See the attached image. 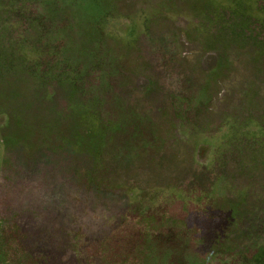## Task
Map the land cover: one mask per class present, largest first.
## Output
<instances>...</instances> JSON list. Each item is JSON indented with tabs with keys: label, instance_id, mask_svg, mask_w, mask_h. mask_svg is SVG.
Here are the masks:
<instances>
[{
	"label": "rangeland",
	"instance_id": "374dc122",
	"mask_svg": "<svg viewBox=\"0 0 264 264\" xmlns=\"http://www.w3.org/2000/svg\"><path fill=\"white\" fill-rule=\"evenodd\" d=\"M258 52L264 0H0V264H256Z\"/></svg>",
	"mask_w": 264,
	"mask_h": 264
},
{
	"label": "flooded vegetation",
	"instance_id": "af4514ba",
	"mask_svg": "<svg viewBox=\"0 0 264 264\" xmlns=\"http://www.w3.org/2000/svg\"><path fill=\"white\" fill-rule=\"evenodd\" d=\"M214 52H215V57H216L215 58L216 71H219L222 66H224L228 61H230L229 58H231L235 54H237L235 52H223L222 50H215ZM219 53H220V56H219ZM257 54L259 55V57H262V59L264 58L263 53L258 52ZM259 60H261V59L259 58ZM203 74L205 75L204 79L208 81V78H209L208 72H207V74H206V72L205 73H202V76H203ZM194 88H196V87H194ZM167 97L168 98H166V99H167V101H168V103L170 105V113L172 115H175L176 114V110L174 111V108L172 106V102H174V101H177L178 102L179 100H176V98L173 97V93H170ZM184 99H185V97L181 100L180 103L183 104ZM196 100L199 103V101L202 100V99H196ZM3 136H4V133H1V137H3ZM202 164L203 165L201 167L202 168L201 174L203 175V173H204L205 175L204 176L201 175V177H198L196 175V176L192 177V181L190 182V185L191 186L194 185L196 187H201V189L203 187V184H211L212 183V179H210V176H209V179H208V175L209 174H208L206 165L204 163H202ZM198 178H201V181L200 182L196 181ZM259 225L262 226V223L260 222ZM159 234L160 233H158L157 235H155L154 237H152L150 239V241H146L147 239H145V240L138 239L137 240V242L135 244L136 245V248H135L136 251L135 252H138V253L146 252L144 254V256H143V259L144 260H143L142 263L139 262L140 264H147L148 260H150V261H155V260L158 261L157 259L159 257V254H157V252H161V251H169V252H172L171 256H173V255L175 256L174 257V262H175V258H178L176 260L181 259V252L185 248V246L188 245V242H189L188 238L185 237L186 238L185 239L184 236L181 235V234H179V233H178L179 235L177 233L174 234L175 238H177V239H185L183 241L182 247H175L174 248L173 245H171L170 243H168V242H166L164 240L163 241H160L159 240L160 239ZM163 234H165V236H166V237H164V239L165 238L173 237V234H171V235H168V233L167 234L166 233H163ZM261 241L264 242V239L262 238ZM256 260H257L256 264H264L263 263L264 262V259L261 256L259 258L257 257ZM261 261H262V263H261ZM254 264H255V261H254Z\"/></svg>",
	"mask_w": 264,
	"mask_h": 264
},
{
	"label": "trees",
	"instance_id": "16d2710c",
	"mask_svg": "<svg viewBox=\"0 0 264 264\" xmlns=\"http://www.w3.org/2000/svg\"><path fill=\"white\" fill-rule=\"evenodd\" d=\"M219 56H220V53H219ZM264 253V252H263ZM157 254H159V256L161 257V258H163V257H169V256H171V254H172V252H169V251H161V252H157ZM165 257V258H166ZM263 259H264V256H261ZM259 258V257H258Z\"/></svg>",
	"mask_w": 264,
	"mask_h": 264
}]
</instances>
